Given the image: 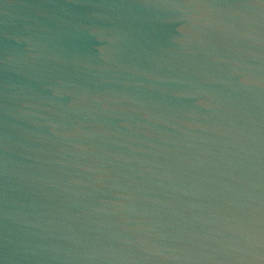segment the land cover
I'll list each match as a JSON object with an SVG mask.
<instances>
[{
	"label": "water",
	"instance_id": "95a60500",
	"mask_svg": "<svg viewBox=\"0 0 264 264\" xmlns=\"http://www.w3.org/2000/svg\"><path fill=\"white\" fill-rule=\"evenodd\" d=\"M0 264H264V0H0Z\"/></svg>",
	"mask_w": 264,
	"mask_h": 264
}]
</instances>
